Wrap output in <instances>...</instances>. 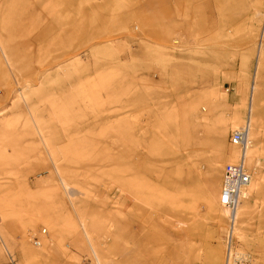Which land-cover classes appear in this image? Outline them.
Returning <instances> with one entry per match:
<instances>
[{
    "label": "rangeland",
    "instance_id": "rangeland-1",
    "mask_svg": "<svg viewBox=\"0 0 264 264\" xmlns=\"http://www.w3.org/2000/svg\"><path fill=\"white\" fill-rule=\"evenodd\" d=\"M257 12L264 0H0V264H224L219 180L253 94L232 250L264 264Z\"/></svg>",
    "mask_w": 264,
    "mask_h": 264
},
{
    "label": "built area",
    "instance_id": "built-area-1",
    "mask_svg": "<svg viewBox=\"0 0 264 264\" xmlns=\"http://www.w3.org/2000/svg\"><path fill=\"white\" fill-rule=\"evenodd\" d=\"M229 89H227L228 91ZM248 125H244L241 129L231 132L228 136L229 142L237 145L241 151H244L249 145V140L247 136ZM251 176L244 166L243 161H239L236 164H226L224 165L221 173L220 188L218 194V203L221 207L228 211L227 218V232L223 236L224 244L229 247L233 246L236 242L233 236L234 220L237 208L247 192L248 185L250 183ZM46 230L43 228L39 231L40 235H45ZM33 245L39 246V238L32 237ZM242 261L235 260L233 264H241ZM6 264H17V260L7 253V263ZM228 264V263H225Z\"/></svg>",
    "mask_w": 264,
    "mask_h": 264
},
{
    "label": "bare ground",
    "instance_id": "bare-ground-1",
    "mask_svg": "<svg viewBox=\"0 0 264 264\" xmlns=\"http://www.w3.org/2000/svg\"><path fill=\"white\" fill-rule=\"evenodd\" d=\"M263 13L257 12L255 14L256 17H259V16L262 17V22H264V14ZM251 97L252 98H251L250 107H249L250 113H249V115H245V121H244L243 125L241 126V127H243L244 125H248L247 136H248V140H249V145L246 147V149L244 151H241V149L237 145L230 143L231 145L235 146L238 149V153L239 154H238V160H237L236 163H238L240 160L243 161L244 166L247 167V169H248V171L250 173V176H251V180H250V183L248 185L247 192L245 193V196L242 198V200H241V202H240V204H239V206L237 208L236 214H235L234 227H233V231H232L233 232V236L235 237V239H236V236H237V217L239 216V214H240V216L243 215V213H244V211L246 209L245 208L246 207L245 204H243L241 207H240V205L243 202L247 201V199L250 197V194L252 193V189L254 188L252 186V181H253L252 180V170L248 166V164L246 162V159H249L250 161L252 160V158L254 157L253 155H254V153L256 151L255 146L257 144H259L258 139H257L258 138L257 137V132H256L257 128H258L257 122H256L258 105H257V100H256V103H255L254 94ZM235 118H236V116H235ZM233 127L235 128L236 126L233 125ZM241 127H238L237 129H234L231 132H233L235 130H238V129H241ZM228 141H229V139H228ZM236 163H233V164H236ZM250 170H251V172H250ZM221 173H222V171H221ZM220 181H221V176H220V180H219L218 190L220 188ZM218 194H219V191H218ZM220 208L223 210L224 217H226V219H227L228 218V211L226 209H224L223 207H221V206H220ZM227 226H228V224H226L224 235H225V233L228 230ZM42 237L43 236H40V238H42ZM40 238H39V242H40ZM28 240L31 242V238H28ZM32 245H33V242H32ZM33 246L34 247H39L40 244H39V246H35V245H33ZM7 253H8V251H7ZM225 253H226L225 254V263H228V264L231 261L233 262L234 257L237 256V253L232 250V246L229 247L227 244H225Z\"/></svg>",
    "mask_w": 264,
    "mask_h": 264
}]
</instances>
